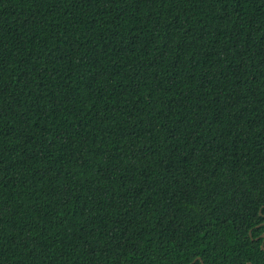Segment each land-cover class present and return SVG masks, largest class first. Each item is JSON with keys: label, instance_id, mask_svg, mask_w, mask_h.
Masks as SVG:
<instances>
[{"label": "trees", "instance_id": "obj_1", "mask_svg": "<svg viewBox=\"0 0 264 264\" xmlns=\"http://www.w3.org/2000/svg\"><path fill=\"white\" fill-rule=\"evenodd\" d=\"M264 0H0V264H264Z\"/></svg>", "mask_w": 264, "mask_h": 264}, {"label": "water", "instance_id": "obj_2", "mask_svg": "<svg viewBox=\"0 0 264 264\" xmlns=\"http://www.w3.org/2000/svg\"><path fill=\"white\" fill-rule=\"evenodd\" d=\"M263 237H264V234H263ZM262 248L264 249V241L262 243ZM204 264V263H203ZM247 264H252L251 262L247 263Z\"/></svg>", "mask_w": 264, "mask_h": 264}]
</instances>
